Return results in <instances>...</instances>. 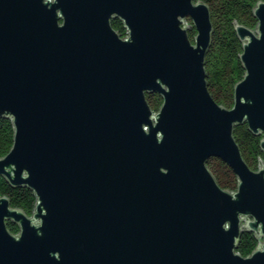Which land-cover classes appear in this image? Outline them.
I'll list each match as a JSON object with an SVG mask.
<instances>
[{"label": "water", "instance_id": "obj_1", "mask_svg": "<svg viewBox=\"0 0 264 264\" xmlns=\"http://www.w3.org/2000/svg\"><path fill=\"white\" fill-rule=\"evenodd\" d=\"M254 15L235 24L246 71L227 108L208 89L202 0H0V118L14 126L0 175L37 197L29 215L0 196V264H264V158L252 169L234 137L247 123L264 153V1ZM244 231L259 239L248 256Z\"/></svg>", "mask_w": 264, "mask_h": 264}, {"label": "trees", "instance_id": "obj_2", "mask_svg": "<svg viewBox=\"0 0 264 264\" xmlns=\"http://www.w3.org/2000/svg\"><path fill=\"white\" fill-rule=\"evenodd\" d=\"M210 8L213 33L211 45L206 54L205 68L207 72L208 89L215 100L231 108L234 104V88L238 81L245 75V68L240 55L243 52V42L240 40L235 24H244L256 28L258 20L254 15V7L259 1L264 0H202ZM113 27L125 37L127 30L121 19L112 20ZM196 30L190 31L193 39ZM147 101L154 111H158L163 103V98L158 93H147ZM234 137L237 140L242 155L248 165L257 170L260 158L264 153L260 147L263 135H256L247 123L234 127ZM14 142V126L9 117L0 118V157L5 156L12 148ZM208 167L214 174L220 186L230 191H235L238 177L230 166L223 160L213 157L208 161ZM6 195L13 207H17L32 215L37 197L34 191L27 186H12L8 180L0 175V196ZM8 228L19 232V225L8 222ZM259 239L254 232L244 231L239 239L237 251L248 256L256 248Z\"/></svg>", "mask_w": 264, "mask_h": 264}, {"label": "rangeland", "instance_id": "obj_3", "mask_svg": "<svg viewBox=\"0 0 264 264\" xmlns=\"http://www.w3.org/2000/svg\"><path fill=\"white\" fill-rule=\"evenodd\" d=\"M187 22L190 23V24H192L191 21H190L189 19H187Z\"/></svg>", "mask_w": 264, "mask_h": 264}]
</instances>
